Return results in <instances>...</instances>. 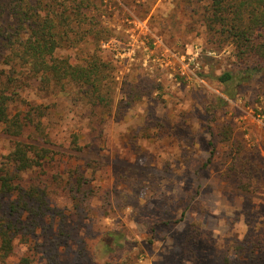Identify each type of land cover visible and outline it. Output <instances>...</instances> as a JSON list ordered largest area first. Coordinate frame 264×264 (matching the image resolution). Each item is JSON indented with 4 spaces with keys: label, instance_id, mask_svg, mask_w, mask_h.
<instances>
[{
    "label": "rangeland",
    "instance_id": "obj_1",
    "mask_svg": "<svg viewBox=\"0 0 264 264\" xmlns=\"http://www.w3.org/2000/svg\"><path fill=\"white\" fill-rule=\"evenodd\" d=\"M191 1H86L102 43L87 34L56 54L101 55L108 105L18 74L11 111H46L39 140L50 153L20 180L45 190L41 217L11 214L16 194L1 199L0 223L18 228L9 264H101L100 240L113 233L114 257L135 264H264V69L227 97L218 77L246 66ZM38 137L30 127L22 140ZM16 139L0 122L1 168Z\"/></svg>",
    "mask_w": 264,
    "mask_h": 264
},
{
    "label": "trees",
    "instance_id": "obj_2",
    "mask_svg": "<svg viewBox=\"0 0 264 264\" xmlns=\"http://www.w3.org/2000/svg\"><path fill=\"white\" fill-rule=\"evenodd\" d=\"M62 1V2H61ZM87 0H0V122L6 134L16 137L12 148L4 153V167H0L1 199L16 194L9 205L10 213L21 209L30 211L34 218L46 211V193L38 187L25 188L20 183L22 173L44 165L50 153L39 140L45 135L42 118L46 111L32 107L26 115L12 113L11 102L18 94V74L29 76L50 87L52 84L72 83L87 88L86 96L93 105L109 104L110 91L105 72L108 63L94 53L84 62L72 61L71 56H58L57 50L68 41L76 44L87 34L98 46L102 36L87 21ZM202 8L201 25L214 36L233 44L236 60L246 68L240 72L224 71L218 79L225 85L230 99L237 97V88L253 78L255 71L264 69V0H192ZM60 5H59V4ZM100 24V21L98 25ZM222 104L225 97H219ZM39 133L35 142L22 140L28 128ZM227 137L228 130H224ZM45 140V139H43ZM76 149L77 137L73 140ZM234 159V169L240 167ZM17 180V181H16ZM188 233V241H196L199 229ZM16 224L0 223V264H9L14 251ZM118 234H107L100 240L101 264H135L127 258L115 256L123 246ZM27 260V259H26Z\"/></svg>",
    "mask_w": 264,
    "mask_h": 264
}]
</instances>
